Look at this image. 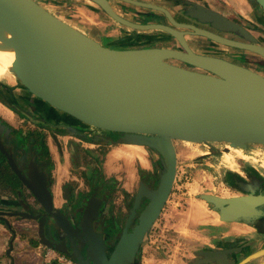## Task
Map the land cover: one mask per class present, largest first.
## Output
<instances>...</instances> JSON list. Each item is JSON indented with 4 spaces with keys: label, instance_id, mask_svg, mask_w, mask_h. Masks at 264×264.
Returning <instances> with one entry per match:
<instances>
[{
    "label": "water",
    "instance_id": "1",
    "mask_svg": "<svg viewBox=\"0 0 264 264\" xmlns=\"http://www.w3.org/2000/svg\"><path fill=\"white\" fill-rule=\"evenodd\" d=\"M96 5L114 22L137 31L159 30L176 39L182 51L168 48L112 49L100 45L49 12L38 0H0V29L13 38L0 37V50L16 47L26 66L12 62L21 92L56 117L80 129L111 134L110 144L147 148L160 159L156 185L142 182L132 207L111 249L107 239L92 229L99 201L91 198L83 207L77 225L53 207L45 175L33 168L23 176L0 142V152L16 179L43 214L36 220L38 244L70 258L75 264H137L143 239L149 234L170 193L175 176V143L208 146V154L219 156L213 144L246 151L264 148V77L225 60L192 53L182 33L163 24H134L120 17L111 0H85ZM161 12L177 28H186L224 46L251 52L264 60V48L241 26L222 15L197 6L200 22H210L223 32H237L246 43L232 41L208 31L172 20L161 7L135 0H117ZM264 13V0H253ZM177 60L196 70L169 63ZM205 147V146H204ZM141 198L145 203L133 223L131 218ZM224 223L244 222L264 215V195L246 194L222 198L198 196ZM25 210L35 213L32 206ZM47 218V220L45 219ZM47 223L54 242L46 240ZM131 223V224H130ZM262 231V230H261ZM67 244V246L65 245ZM78 247L84 252L80 253ZM236 249L201 253L200 264H234ZM264 255V247L248 259ZM264 264V263H261Z\"/></svg>",
    "mask_w": 264,
    "mask_h": 264
},
{
    "label": "flooded vegetation",
    "instance_id": "2",
    "mask_svg": "<svg viewBox=\"0 0 264 264\" xmlns=\"http://www.w3.org/2000/svg\"><path fill=\"white\" fill-rule=\"evenodd\" d=\"M135 1L153 4L164 8L169 13L172 20L178 24L190 25L232 41L246 43L245 39L237 32H223L217 30L212 27L210 22H200L195 16H193V13H197V6L205 7L244 28V30L255 40V44L264 48V45L259 42L258 37L255 35L257 32H262L261 28H259L260 30L258 31L256 25L257 23H261L264 26V13L253 0L249 1H251L252 6H255L257 15L251 14L250 17H246L247 19L241 17L230 8L227 9L228 14H224L221 11L223 5L220 4V0H216L218 5L213 7H209L205 0H159V3H155L156 0ZM160 1H162L163 4H161ZM112 2L117 3L116 7L118 9L114 8L111 4ZM212 3L215 2L213 1ZM90 4L104 14L96 5L93 3ZM109 4L116 14L131 23L163 24L181 32L182 38L188 49L196 55L219 58L247 68L264 77V60L251 52L224 46L202 36L194 35L191 30L186 28L174 27L168 22L166 17L157 10L133 6L117 0H111L109 1ZM129 14L130 16H128ZM114 23L121 28L122 33L125 35V40L127 41L126 44L130 40H133L128 47L146 45L149 46L147 48H168L182 51L179 42L164 32L159 30L137 31L122 26L116 22ZM168 62L185 69L196 70L195 68L177 60H169ZM13 91L14 90L4 86V84L0 82V106L12 115L13 119V122H11V120H5L0 116V142L4 151L9 154L13 164L19 169L23 176L26 177L27 172L33 168V166L31 167L30 165L31 163L38 171L44 173L47 191L51 196L52 205L53 194L51 192V186L54 183V179L51 177V172L55 167L62 172L61 186L59 187V199L62 200L63 204L58 208L53 207L60 213H63L64 216L70 220L73 227L77 225V220L80 219L84 205L91 198L97 199L99 201V206L96 219L92 223V229L94 232L100 233L107 239L105 246L106 250L109 251L115 241L114 239L122 230L129 215L139 183L142 182L147 188H152L156 185L159 173L156 175L153 172H150L149 167L154 161L145 159L143 155L144 163H140L137 159L132 158V162L134 161L136 165L135 167H132L133 170L123 169L124 167H122V165L124 163H129L130 161L129 155L126 153V151L129 150V147L134 151H139L142 147L137 148L129 145L110 144L109 140H115V136L94 129H80L72 126L64 119L56 117L51 112H48L40 104L31 101L24 94L14 93ZM13 124H16L17 126H14ZM118 146H124L126 148L125 152L112 151L111 148L105 153L107 164L105 162L104 166L96 165L97 154L103 153L104 149L110 147L116 148ZM143 149L145 148H142V150ZM206 152L207 150L205 148L204 154ZM230 152L235 153L240 151L233 150ZM202 155L203 154H199V156ZM224 156L228 158L229 154ZM210 157L212 158L213 156H209L208 158ZM145 163L148 164L149 168L144 167L146 165ZM156 163L161 167L158 156ZM257 163V165L251 164V167L249 165L248 168L245 167V169H239V171L244 174L243 178L237 176L238 171L229 170V172H226L224 181L222 176L221 187L223 189V186H225L229 193H226L225 196H222L220 193H213L210 195L222 198L246 194L264 195V179L258 176L256 168L257 166H261L264 161L258 159ZM11 174L14 176L7 165L5 156L0 152V186H5L8 183L15 184V181L11 178ZM14 178L16 179L15 176ZM16 181V184H19L24 188L17 179ZM69 186L72 187L71 191H66V187ZM144 203L145 199L141 198L138 207L134 210L131 223L135 220V217L143 207ZM32 206L33 208H36L34 209V215L43 214L40 207L37 206L34 201ZM164 207L165 204L162 210ZM259 208L264 210V206ZM118 217L123 218V220L120 230L116 232L111 228V225L113 221L116 222ZM45 219L47 220V218ZM38 222V219H36V227ZM248 222L251 224L254 222L255 224L257 223V231L262 230L264 232V215L257 218H251ZM46 224L47 223L43 226L44 238L55 243L49 235V228ZM152 227L143 241L151 234ZM65 245L67 246V244ZM78 249L80 253L83 254V248L78 247ZM201 253L202 252L194 254L196 258L192 261V264L202 259ZM139 255L140 251L137 255V264Z\"/></svg>",
    "mask_w": 264,
    "mask_h": 264
},
{
    "label": "crops",
    "instance_id": "3",
    "mask_svg": "<svg viewBox=\"0 0 264 264\" xmlns=\"http://www.w3.org/2000/svg\"><path fill=\"white\" fill-rule=\"evenodd\" d=\"M46 1L48 6H44L49 12L102 46H118L112 49L149 47L146 45L128 47L133 40L126 44L127 41L121 28L86 1ZM213 1L215 3H212ZM205 2L209 7L218 5L216 0H205ZM220 2L223 5L221 11L226 15L228 8L245 19L251 14L257 15L255 6H252L249 0H220ZM140 149L142 151L141 158L135 155H129V158H135L140 163H144L143 150ZM61 176L62 172L55 167L51 172V177L54 179L51 192L53 194V206L56 208L63 204L62 200L59 199ZM237 176L243 178L244 175L242 172H237ZM71 188L69 186L65 190L71 191ZM29 197V193L19 184L8 183L5 186H0V264H45L42 260L44 248L37 241L35 220L28 218L26 214L34 215V213H31L29 209L25 210L24 206L28 205L31 208L32 198ZM199 208H202L200 214L195 211ZM122 220L123 218L118 217L116 222L113 221L111 228L118 232ZM183 221L184 223L170 225V219L166 220L162 227L151 232L141 244L138 264H192L196 258L195 253L218 252L229 249L238 251L237 253L233 252L236 253L233 254L235 255L234 264L264 263V255L248 259V256H253L254 253L264 247V244H261L260 247L262 248L257 245L258 242L264 243V232L257 231V223L221 222L218 215L211 208H208L207 204H201L200 201L190 203L189 208L184 213ZM165 228L172 229V236H166L169 230ZM169 237H172V242L164 243V239ZM171 245L173 246L171 247ZM50 264L58 263L52 262ZM194 264H199V262H194Z\"/></svg>",
    "mask_w": 264,
    "mask_h": 264
},
{
    "label": "rangeland",
    "instance_id": "4",
    "mask_svg": "<svg viewBox=\"0 0 264 264\" xmlns=\"http://www.w3.org/2000/svg\"><path fill=\"white\" fill-rule=\"evenodd\" d=\"M38 1L43 5H45L46 7L48 6L46 0H38ZM155 3H159V0H156ZM160 3L163 4L162 1H160ZM111 4L114 6L115 9H118L116 7L117 3L112 2ZM256 26L258 27L257 28L258 31L260 30L259 28H261L262 32H257L255 35L258 37L259 42L264 45V26L261 23H257ZM107 47L117 48L118 46L109 45ZM0 82L4 84V86L14 90L13 91L14 93L23 94L20 89H16L19 88V86L17 82L14 80V77L11 79L2 68H0ZM0 116L5 120L8 121L11 120V122H13L12 115H10L1 106H0ZM13 125L15 126L16 124ZM204 146L197 144H190V143L174 144V151L176 156L175 178L173 181L172 189L165 203V207L162 210L156 222L153 224L152 232L157 231L158 227H162V224L169 219H170V225L178 224L181 222L184 223L183 221L184 213L189 208L190 203H197L198 201H200L201 204H205L203 200L197 198L198 195L220 193L222 194V196H225L226 193L228 194L229 192L227 188L223 186L222 189L221 183H222V176L224 181L225 173L229 172V170L240 172L239 169H245V167L248 168L249 165L251 167L253 164L257 165L258 159H262L264 161V148H260L258 146H249L247 148L248 151L246 150L245 152L244 151L235 152V153L230 152L228 159L225 158L224 153L223 155L219 154V156H214L212 158L207 157L202 159V157L199 156V154H204L206 145ZM212 146L216 151H220L222 150V147L226 145L213 144ZM110 149L112 151H118L122 153L125 152L126 150L124 146H118L116 148L110 147L108 149H104L103 153L97 154L96 162H95L97 166H104L106 162L105 153L107 150ZM133 152L135 153L133 154ZM126 153L132 156L135 155L138 158H141L142 156L141 149H139V151H134L132 148L129 147V150H127ZM143 155L145 159L154 161L152 162L151 165H149L150 172H153L156 175L160 173L161 167L159 166V164L156 163L157 156L146 148L143 149ZM135 166H136L135 162L134 161L132 162L131 159L129 163H124L122 165V167H124L123 169H128V170H133L132 167ZM144 167L149 168L148 164H146ZM256 168H257L258 176L264 179V163L259 167L257 166ZM207 207L211 208L209 204H207ZM195 211L200 214L202 212V208H199L198 210ZM168 230L169 231H167L166 236H172L173 234L172 229H168ZM169 238L164 239V243H168V244L171 243L172 237ZM261 244L264 243L258 242L257 245L260 247ZM172 246L173 245H171V247ZM156 252H158V250H156Z\"/></svg>",
    "mask_w": 264,
    "mask_h": 264
},
{
    "label": "bare ground",
    "instance_id": "5",
    "mask_svg": "<svg viewBox=\"0 0 264 264\" xmlns=\"http://www.w3.org/2000/svg\"><path fill=\"white\" fill-rule=\"evenodd\" d=\"M0 37L13 38L14 36L12 34H9V33L4 32L3 30L0 29ZM12 62H18V63L26 66V64L20 60V54H19V51H18V49L16 47H14V48H7L5 50H0V68H2L5 71V73H7L8 76L11 79L15 76V74L13 73V71L10 69V66H11V63ZM135 147L140 148L139 146H135ZM223 148H225L226 150H228V153L225 152L224 155L229 154V152L230 151H233V150L240 151L238 149H233V148H231V147H229L227 145L224 146V147H222V149ZM207 149H208V146H206V150ZM205 154H208V151ZM226 159H228V158H226Z\"/></svg>",
    "mask_w": 264,
    "mask_h": 264
},
{
    "label": "built area",
    "instance_id": "6",
    "mask_svg": "<svg viewBox=\"0 0 264 264\" xmlns=\"http://www.w3.org/2000/svg\"><path fill=\"white\" fill-rule=\"evenodd\" d=\"M42 260L45 264L56 262L58 264H75L70 258L50 248H44Z\"/></svg>",
    "mask_w": 264,
    "mask_h": 264
},
{
    "label": "trees",
    "instance_id": "7",
    "mask_svg": "<svg viewBox=\"0 0 264 264\" xmlns=\"http://www.w3.org/2000/svg\"><path fill=\"white\" fill-rule=\"evenodd\" d=\"M11 178L15 181V183L17 182L12 174H11Z\"/></svg>",
    "mask_w": 264,
    "mask_h": 264
}]
</instances>
